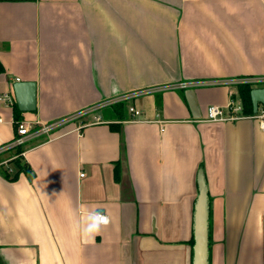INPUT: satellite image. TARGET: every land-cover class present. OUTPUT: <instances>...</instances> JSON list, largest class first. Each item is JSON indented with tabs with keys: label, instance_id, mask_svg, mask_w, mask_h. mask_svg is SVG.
Masks as SVG:
<instances>
[{
	"label": "crops",
	"instance_id": "1",
	"mask_svg": "<svg viewBox=\"0 0 264 264\" xmlns=\"http://www.w3.org/2000/svg\"><path fill=\"white\" fill-rule=\"evenodd\" d=\"M262 77L264 0H0V98L17 79L37 87L24 121L214 83L188 89L196 116L188 90L169 91L128 101L123 118L106 108L111 124L32 141L15 180V163L3 164L16 150L0 152V264H192L202 174L210 264H264V129L255 113L198 121L210 106L240 103L239 86ZM131 106L143 122H129ZM16 117L0 101V150Z\"/></svg>",
	"mask_w": 264,
	"mask_h": 264
},
{
	"label": "built area",
	"instance_id": "2",
	"mask_svg": "<svg viewBox=\"0 0 264 264\" xmlns=\"http://www.w3.org/2000/svg\"><path fill=\"white\" fill-rule=\"evenodd\" d=\"M20 82L19 79L16 80ZM248 84L254 85L257 88L264 87V77L249 79L247 81ZM212 82H198V81H182L177 83H171L162 86H156L153 88H149L146 90H142L139 92L132 93L126 96H120L113 100L105 101L96 106L90 107L86 110H83L77 114L68 115L62 118L55 119L50 122H28V121H20L16 124V137L10 142V144L3 147L0 152H6L11 150H16V157L12 158L10 161L5 162L3 165H7L10 162L15 161L19 157H22L24 153H19V149L27 145L32 141H40V140H51L53 135L58 131H61L66 126L72 125L74 123H81L78 128L75 129L76 132H79L85 127L94 126V125H103V124H111L112 121H108L103 119L100 115V111L106 108H111L117 104H125L130 100L140 98L146 95H154L158 93H164L169 91H184L188 89H192L195 87L203 86V85H212ZM222 84L227 85L228 83L223 82ZM0 101L9 105H14L15 95L14 94H5L2 95ZM129 113L131 115V119L129 122L133 123H141L143 121L140 120L142 116V111L135 106H131L129 108ZM242 116H246L243 112V104L235 103L233 100L227 105V107L221 106H210L207 108L206 114L202 119H199V122H207V123H221V122H233L242 118ZM256 119L259 120L260 127L264 129V110L258 111L254 115ZM2 120L0 119V122ZM145 122H148L145 120ZM159 123H162L159 121ZM164 131V129H163ZM9 172H12L10 168H7ZM95 219L99 224H107L108 218L102 213L98 212L95 214Z\"/></svg>",
	"mask_w": 264,
	"mask_h": 264
},
{
	"label": "water",
	"instance_id": "3",
	"mask_svg": "<svg viewBox=\"0 0 264 264\" xmlns=\"http://www.w3.org/2000/svg\"><path fill=\"white\" fill-rule=\"evenodd\" d=\"M13 91L21 112L36 111L37 87L35 82H16L13 85ZM186 97L194 116H196L195 112L198 108V102L195 91H186ZM251 99L255 114L258 113L261 107L264 110V87L252 89ZM193 239L192 264H210V204L208 188L203 174L200 178V196L195 208Z\"/></svg>",
	"mask_w": 264,
	"mask_h": 264
},
{
	"label": "trees",
	"instance_id": "4",
	"mask_svg": "<svg viewBox=\"0 0 264 264\" xmlns=\"http://www.w3.org/2000/svg\"><path fill=\"white\" fill-rule=\"evenodd\" d=\"M251 91H252V88L250 85L245 84V85L239 86V96L243 104V112L246 115L254 114L253 103L251 99ZM124 108H125V104H117L113 106L114 111L118 114L120 118H123ZM14 110H15V113L17 114L15 123L23 121L22 118L19 117L22 112L19 110L17 103L14 104ZM14 128L16 129V124H14ZM19 153H21V149H19ZM13 162L15 163V166L17 168L16 174L12 178V180H15L18 178L20 173L28 172V164L23 162L21 157H19ZM3 173H5L7 177H10L11 172H9L8 169H6ZM191 244L194 245V239L192 240Z\"/></svg>",
	"mask_w": 264,
	"mask_h": 264
},
{
	"label": "rangeland",
	"instance_id": "5",
	"mask_svg": "<svg viewBox=\"0 0 264 264\" xmlns=\"http://www.w3.org/2000/svg\"><path fill=\"white\" fill-rule=\"evenodd\" d=\"M166 85H167V84H166ZM107 109H108V108H107ZM107 109H103V110L100 111L99 113H102L104 110H107ZM109 109L113 110V108H109ZM125 110H126V112L128 111V102L125 103Z\"/></svg>",
	"mask_w": 264,
	"mask_h": 264
}]
</instances>
